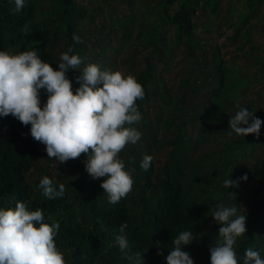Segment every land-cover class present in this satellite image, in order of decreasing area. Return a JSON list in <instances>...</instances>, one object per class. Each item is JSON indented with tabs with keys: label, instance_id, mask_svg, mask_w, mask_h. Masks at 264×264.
<instances>
[{
	"label": "trees",
	"instance_id": "16d2710c",
	"mask_svg": "<svg viewBox=\"0 0 264 264\" xmlns=\"http://www.w3.org/2000/svg\"><path fill=\"white\" fill-rule=\"evenodd\" d=\"M223 1L155 0V4H147L148 9L143 12L127 1L125 8L120 4L110 8L109 24L103 19L98 22L104 13L86 3L87 0H28L26 7L19 12L14 0H0V50L11 49L20 53L36 49L41 59L52 64L54 70H58L61 53L72 46L84 60L81 68L88 63H99L115 72L117 63L104 56L112 44L111 34L118 35V42L123 45L131 42V26H149L147 31L139 34L143 45L140 51L143 68L134 75L145 90L144 99L136 101L143 115L137 125L142 137L135 145L129 144L123 149L125 155L130 156L129 166L126 167L134 170L133 185L136 189L142 188L139 190L140 205L135 209L129 206L127 196L117 204H100L97 179H92L87 172H75L71 185L63 184V197L55 200L44 197L38 187L40 182L31 183L28 180L34 165L31 151L17 136L15 128L6 135L7 125L14 117H0V207L14 208L17 201H23L32 210L43 209L49 223L58 222L60 225L55 242L64 253L66 264H129L125 256L129 259L139 256L143 264H166L172 239L184 230L192 231L195 238L185 251L194 260L197 259L196 264H204L205 252L200 247L205 241L203 228L208 223L209 211L212 214L217 205L230 203L233 196L238 200L246 198L250 204L249 211L238 207L240 213L247 215V230L237 241V255L243 256L245 249L251 247L264 256V160L245 170L235 168L237 171L233 170V174L237 180L244 175L248 177L247 181H240L236 188H225V177H222L228 167L233 169L236 162L251 155L256 141L264 139V130L258 137L233 134L225 149H221L222 145H214L200 153L196 160L193 156L197 147L210 139L204 130H215L227 109L237 111L238 106L244 107L243 102L235 100L243 98L252 83L251 77H239L238 67L233 63L239 57L237 54L243 51L237 43L239 31L236 29L233 37L228 38L235 51L230 62L222 58L216 45L213 61L209 64L208 52L201 43L204 33L195 29L193 18L200 11L203 19L215 15L222 17L225 23L238 27L244 25L255 10H259L264 0H242L241 6L248 9V13L240 12L234 0H227V8L221 16ZM25 25L29 29L27 33L23 31ZM211 30L210 24L205 32L211 33ZM74 35L79 36V43L74 41ZM169 35L172 37L168 38ZM161 45H164L165 51L161 50ZM177 45L186 48L191 63L188 71L191 74L185 75L178 83L180 94L168 89L165 80L160 85H154L155 62L161 61L164 53L171 61ZM118 53L120 48L114 51L115 59ZM129 65L133 70L138 66L134 62ZM67 75L73 81L75 91L79 87L76 78L80 73L70 71ZM191 76L195 78L193 81ZM198 81L200 85H197ZM212 82L210 94L199 98L198 92L203 94V87ZM46 99L47 94L42 93V103ZM150 107L154 109L151 113L153 120L147 114ZM166 109L170 111L163 119ZM221 109L223 113L220 114ZM162 123L168 128L163 131L165 135L171 127L178 126L172 141L166 140L165 136L162 140L158 139ZM187 125L200 127L198 133L201 134L195 135L194 141L185 134ZM30 127L28 125L29 130ZM221 128L228 134L229 129L223 125ZM166 146L171 150L167 153L168 157L166 155L162 171L157 173L153 163L151 170L144 173L140 168L143 158L148 156L154 161ZM261 146L264 148V143ZM215 154L220 155L221 163L214 159ZM81 156L85 161L86 155ZM58 178L60 183H64L60 176ZM251 185H254L252 191ZM244 192H250V196ZM122 224H127L129 249L126 252H121L117 241Z\"/></svg>",
	"mask_w": 264,
	"mask_h": 264
},
{
	"label": "clouds",
	"instance_id": "9594fccd",
	"mask_svg": "<svg viewBox=\"0 0 264 264\" xmlns=\"http://www.w3.org/2000/svg\"><path fill=\"white\" fill-rule=\"evenodd\" d=\"M14 3L19 12L28 0ZM28 30L25 25L23 31ZM73 39L80 42L79 36L74 35ZM82 64L83 58L72 46L61 53L58 70L43 61L36 49L20 53L0 50V117L11 115L23 125H31V137L45 145L48 158L59 163L85 154V171L94 180L103 178L100 187L107 194V202L117 204L134 183V170L126 167L120 153L126 145L141 140L137 125L142 114L136 101L144 99L145 90L134 75L105 69L99 63L81 68ZM70 71L80 73L75 91L67 75ZM42 93L47 94L43 103ZM262 125L264 120L238 106L229 121L228 134L258 137ZM153 163L145 156L140 168L148 173ZM247 179V175L238 180L227 178L223 186L236 188ZM38 187L50 200L65 193V186L55 184L48 176L40 180ZM212 218L219 225V239L209 249L210 264H264V256L251 247L245 249L243 256L236 253L237 241L247 230V215L240 213L237 206L217 205ZM59 227L58 222L47 221L43 209L32 210L23 201H17L14 208L0 207V264H66L64 253L55 242ZM126 229L127 224H122L117 237L121 252L129 249ZM194 240L192 231L179 232L172 239L166 264H194L185 251ZM125 259L129 264H143L139 256Z\"/></svg>",
	"mask_w": 264,
	"mask_h": 264
},
{
	"label": "rangeland",
	"instance_id": "374dc122",
	"mask_svg": "<svg viewBox=\"0 0 264 264\" xmlns=\"http://www.w3.org/2000/svg\"><path fill=\"white\" fill-rule=\"evenodd\" d=\"M106 1L107 0H87L86 3H91V5L99 8L100 11L104 13V17L100 16L98 18V22L103 19L106 20L109 24H111L108 18V15L111 11L110 8H114L119 4L120 6L125 8L127 7V1H128L129 3L133 4L134 7L136 5V8L140 12L146 11L148 9V7L146 6L147 4H150L152 6L155 4V0H124L123 3L122 1H118L115 3H110L109 1L108 2ZM234 1L236 3V6L240 8V12L248 13V9H243L241 6L242 0H234ZM226 8H227V0H224L221 3V16L224 14ZM244 23H245L244 25L235 27L234 25H232V23H225L222 17L215 15L210 16L207 19H203L200 11H198L197 15L193 18V24L195 26V29L198 32L204 33L202 39L198 37L195 38L197 40L199 39L202 40L201 43L208 52L207 58L209 59L208 61L209 64H211L212 63L211 61H213V52H214V47L216 45L219 46V52L222 58L230 62V59H232V57L234 56L235 51H234V47L229 44L228 38L233 37V34L235 33L236 29L239 31L240 37L237 43L238 45H241L243 51L242 52L238 51L239 54L237 55H239V57L234 59L233 63L238 67L237 72L239 73V77L240 76L251 77L252 83L250 85V88L245 92L244 97L236 99L235 101L243 102L244 107H246L247 105L246 109L248 111H252L256 117L261 119L264 117V68H263L264 67V3H262V5L259 7V10L258 9L255 10L251 18L245 20ZM124 24L128 26V23H124ZM210 24L212 30L211 33H207L205 31L209 29ZM130 28L133 31L131 42L129 43L125 42L123 43V45H121L118 42L119 36L112 33L110 36V40L112 41L111 47H108L104 52V56L106 58H110L117 63V71H121L125 75H135V73H137L141 68H143V65L140 64V62L143 60V58H141L142 53L140 52L143 48V45L141 43V40L139 39V34L143 31H147L149 29V26L142 28V26L137 24L135 26H131ZM170 37L172 36L169 35L168 38ZM170 45H172V43ZM118 48H120V53L116 55L117 59H115L114 51ZM161 50L165 51L164 45H161ZM131 62H134L138 65L136 68H134V70L131 69L129 65V63ZM155 64L157 66V69L156 72L154 73V76L156 78V80L154 81V85H160L161 81L165 80L167 83L166 87L168 89L173 90V92H176L177 94H180V91L178 90V83L180 79L183 78L185 75L188 76L191 74L188 73L191 63L186 48L182 45L175 46L171 61L167 60L164 53L163 59L161 61H156ZM166 65H169V67L166 68ZM194 79L195 78L191 76V80L193 81ZM197 85H200V81L197 82ZM212 89H213V82L209 86L203 87L204 92L203 94H201V92L199 91L198 97L204 98L206 95L210 94V91ZM169 111L170 109L169 110L166 109L164 111L163 119L167 118ZM151 113H154V109L152 107H150L147 110V114L149 118L153 120V115ZM221 113H223L222 109L220 110V114ZM235 113L236 111L227 109L226 114L221 115V119L215 130L213 129L204 130L206 135L210 139L206 143H203L202 145L197 147V151H195V154L193 155L195 160L199 157L200 153L206 152L208 151V149L210 150V148H213L214 145L217 146L222 145L221 149H225L226 146L232 141V136L226 134V132H222L221 125L225 126L228 130L231 116H233ZM142 119H143V115H142ZM177 127H178L177 125L171 127L167 132L168 134L165 135L163 131L167 130L168 128L165 127L164 123H162L161 131L158 133V139L162 140L164 139L165 136L166 140L172 141L176 134ZM193 127L196 129H194ZM13 128L16 129L17 136L21 139L23 144L31 151L33 155L34 165L32 167L31 172L28 175V180L31 183H34L36 181L40 182V180L44 176H48L51 179H53V181L56 183L71 185L73 180V175L75 172H79L81 174H84L86 172L85 163H84L85 161L83 156L80 158L78 157L76 159H70L65 163H59L54 158H48L45 150V145L36 141L34 138L31 137L28 126L21 124L17 119L13 118L11 120V123L7 125V131H6L7 136L12 132ZM198 130L200 131V127L198 125L195 126L187 125L185 129V134H187V137H189L190 140H193L195 135L201 134V132L198 133ZM263 130H264V125H262L260 131L263 132ZM196 139L198 140L199 137H196ZM263 143H264V139L257 140L255 149L254 151H252L251 155L245 156L246 157L245 160L241 162H236L235 166H233V169L228 167L223 173L222 177H225V179L227 178L233 179L235 178L233 174V170H236L235 168H238L240 170H245L250 168L255 162L262 159L264 160V148L261 146V144ZM169 150H171V148L170 147L167 148L166 146L165 149L161 151V156L155 158L154 168L157 173L162 171V167L165 166L164 164L167 161L166 155L169 152ZM190 154H193V152H190ZM120 157L125 161L126 166H129L127 163L130 162V156L125 155L124 150H122V152L120 153ZM214 159L219 160L220 155L215 154ZM221 161L222 160H219L220 163ZM59 176L64 181V183H60L61 180L58 178ZM102 180L103 178L97 179V188L99 191L98 201L100 202V204H107L108 203L107 194L104 193L103 189L100 187ZM203 184L204 183H201V185ZM253 188L254 185H251V191L253 190ZM139 190H142V188L136 189L133 185L132 190L126 195L128 198V204L132 209H135L140 205L141 193H139ZM244 193L247 196H250V192L249 193L244 192ZM258 198L260 197H257L256 199ZM256 199H254L253 201H256ZM224 205L226 206L235 205L237 207L243 208V210L245 211H249V206H250L246 198H239L238 200L236 196H233V199L230 201V203ZM215 210L216 208L214 209V211ZM212 214L209 211V215L207 216L208 223H206L205 227L203 228L205 241L202 243L200 250H203V252H205L204 264H210L209 249L215 246V244L219 239V235H218L219 225L212 218ZM241 238H239L238 241ZM196 260H194V264H196Z\"/></svg>",
	"mask_w": 264,
	"mask_h": 264
}]
</instances>
